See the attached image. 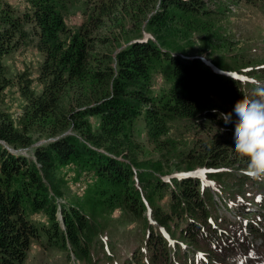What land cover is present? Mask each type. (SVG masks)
Instances as JSON below:
<instances>
[{
	"label": "trees",
	"instance_id": "trees-1",
	"mask_svg": "<svg viewBox=\"0 0 264 264\" xmlns=\"http://www.w3.org/2000/svg\"><path fill=\"white\" fill-rule=\"evenodd\" d=\"M72 1L0 0V264H26L35 246L66 264H224L264 241V179L247 175L220 118L258 98L248 77L264 68L239 80L226 74L242 72L238 63L204 61L177 42L198 33L204 50L217 47L233 0H95L74 28ZM30 43L41 62L35 78H14L24 104L13 117L4 59ZM147 147L159 161L144 158ZM172 159L175 170L207 171L172 175ZM66 171L86 181L79 197ZM219 196L248 210L244 225L219 212Z\"/></svg>",
	"mask_w": 264,
	"mask_h": 264
},
{
	"label": "rangeland",
	"instance_id": "rangeland-1",
	"mask_svg": "<svg viewBox=\"0 0 264 264\" xmlns=\"http://www.w3.org/2000/svg\"><path fill=\"white\" fill-rule=\"evenodd\" d=\"M15 4L20 3V7L23 8L24 0H10ZM90 2H95V0H73L69 11L65 14V21L69 27L78 26L83 20H85L84 7L90 5ZM22 3V4H21ZM23 5V6H22ZM227 7L230 12H225V17L220 22L219 34L222 39L216 40L217 47L209 43L208 49H203L202 44L204 37L198 33H188L183 35V39L189 40L186 42L188 46H185L183 42L178 38L177 42L189 53V55H196L204 61L209 62L211 58H220L229 64L238 63V67L242 69V72H236L238 79L241 80L242 75H245L244 71L250 68H264V0H233L226 2ZM177 29L176 27H172ZM134 31H130L127 36L129 38L134 37ZM181 34V33H178ZM181 37V39H182ZM119 43L123 44V38L119 39ZM225 43V44H224ZM120 44V45H121ZM108 46H105L106 50ZM114 48H112L113 51ZM223 57V58H221ZM41 62V56L30 43L28 46H24L17 51L11 53L4 59V65L7 68V75L14 81V78L22 72H28L31 77L35 78L39 64ZM255 77H248L251 81H256V85L260 88L264 87V71H258ZM247 77V76H246ZM259 77V78H258ZM259 80V81H258ZM154 89H158L164 86V81L159 73H155L153 78ZM3 104L10 111L13 117H20L21 108L24 104V99L18 91L16 81L10 85L5 91L3 96ZM18 124V122H17ZM21 127V124H20ZM174 130H172L173 132ZM28 134L32 137L33 141L44 142L46 138L41 137L34 128L28 131ZM186 140L183 149H186L190 140L192 139L190 134H186ZM183 137V138H185ZM45 138V139H44ZM146 160L155 162L159 161L160 155L156 151H149V147L145 148ZM27 149L22 150V153L27 154ZM28 155V154H27ZM178 164L176 159H172L168 164H163V167H169L172 169V175L174 174H189L191 177L202 178L206 169L199 167L192 171H187L186 169L180 167L179 170H175ZM174 167V168H173ZM64 177L68 183V195L78 196L84 190V184L86 181L82 178H76L73 171L64 172ZM217 194V193H216ZM218 201L219 212L223 213L229 221L234 226H241L246 223L249 215L245 214L248 211L243 207L244 211L234 204L233 206L225 207L224 197L219 196ZM217 203V202H216ZM224 207V208H223ZM116 215V214H115ZM243 227V226H242ZM120 228L127 232L128 234L134 233L139 230V225L125 224L120 225ZM260 229L264 231V220L260 222ZM249 236V240H253ZM255 243L250 245L244 252L238 253L233 257H228L224 260V264H264V241L261 239H255ZM260 241V242H259ZM257 247V248H256ZM26 264H66L63 260V254H53L52 256H45L41 254L38 248L35 246L29 255ZM76 264V263H71ZM121 264V263H120Z\"/></svg>",
	"mask_w": 264,
	"mask_h": 264
},
{
	"label": "clouds",
	"instance_id": "clouds-1",
	"mask_svg": "<svg viewBox=\"0 0 264 264\" xmlns=\"http://www.w3.org/2000/svg\"><path fill=\"white\" fill-rule=\"evenodd\" d=\"M257 99L246 100L236 108L231 119L221 114L223 132L233 135L230 149L238 159L245 162L247 175L264 179V88L256 90Z\"/></svg>",
	"mask_w": 264,
	"mask_h": 264
},
{
	"label": "water",
	"instance_id": "water-1",
	"mask_svg": "<svg viewBox=\"0 0 264 264\" xmlns=\"http://www.w3.org/2000/svg\"><path fill=\"white\" fill-rule=\"evenodd\" d=\"M40 143H43V142H38L37 144H40Z\"/></svg>",
	"mask_w": 264,
	"mask_h": 264
}]
</instances>
